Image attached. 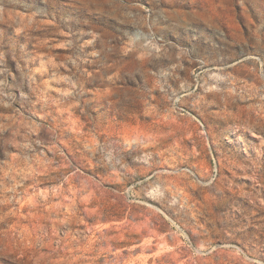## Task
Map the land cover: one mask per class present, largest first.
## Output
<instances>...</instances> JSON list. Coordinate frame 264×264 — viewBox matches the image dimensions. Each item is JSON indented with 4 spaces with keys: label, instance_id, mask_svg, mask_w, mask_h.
Returning a JSON list of instances; mask_svg holds the SVG:
<instances>
[{
    "label": "rangeland",
    "instance_id": "1",
    "mask_svg": "<svg viewBox=\"0 0 264 264\" xmlns=\"http://www.w3.org/2000/svg\"><path fill=\"white\" fill-rule=\"evenodd\" d=\"M0 264H264V0H0Z\"/></svg>",
    "mask_w": 264,
    "mask_h": 264
}]
</instances>
